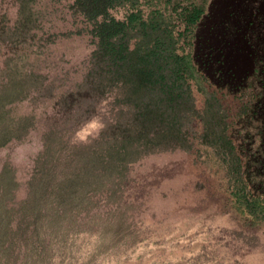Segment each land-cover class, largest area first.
Returning <instances> with one entry per match:
<instances>
[{"label":"rangeland","instance_id":"rangeland-1","mask_svg":"<svg viewBox=\"0 0 264 264\" xmlns=\"http://www.w3.org/2000/svg\"><path fill=\"white\" fill-rule=\"evenodd\" d=\"M245 1L205 0L193 40V62L221 89L219 98L231 136L243 156H248L260 142L264 123L260 113L237 119L240 107L253 105L259 92L252 77L255 54L243 33V22L250 20ZM248 2L262 17L261 25L253 21L248 26L255 33L248 39L264 46V0ZM28 6L30 21L19 31L17 0H0V69L23 66L39 74L43 83L41 91L11 106L14 114L32 115L33 127L23 139L0 147V168L9 166L16 181L7 202L12 223L17 224L16 233L7 240L8 249H0V264H264V224L246 225L232 208L223 166L210 149L195 144L191 153L180 148L149 153L127 165L120 177L104 176L105 184L99 189L85 188L63 219L46 222L41 211L34 222L35 203L21 202L37 168L42 130L52 127L68 144L89 142L113 117L117 92L98 100L94 111L69 131L75 123L54 114L53 104L59 93L82 79L89 66L95 45L91 24L70 8V0H32ZM229 6L236 13L230 23L243 32L229 35L217 24ZM125 11L116 8L111 14L122 18ZM206 43H223L222 53L215 57L243 76L238 92L237 85L219 80L212 65L201 62L199 45ZM247 178L264 192V169L257 173L250 167ZM252 193H258L256 188Z\"/></svg>","mask_w":264,"mask_h":264},{"label":"trees","instance_id":"trees-1","mask_svg":"<svg viewBox=\"0 0 264 264\" xmlns=\"http://www.w3.org/2000/svg\"><path fill=\"white\" fill-rule=\"evenodd\" d=\"M31 1L17 0L15 28L19 31L30 21ZM244 3L250 16L247 23L243 22L244 32L230 23L236 15L231 6L217 24L229 35L243 32L255 54L252 77L259 92L253 105L240 107L237 119L260 113L264 123V46L248 39L255 34L248 26L253 21L261 25L262 17L253 2ZM205 6V0H70V8L91 24L95 45L82 79L71 90L57 95L54 114L75 123L69 128L72 132L74 125L94 111L96 102L112 91L117 92L113 97L117 106L110 121L104 122L87 143L68 144L52 127L42 130L36 158L38 173L35 169L21 202L25 205L30 199L35 203L34 222H38L36 215L41 211L46 222L63 219L73 199L85 188L99 189L105 184L104 176L120 177L127 165L149 153L172 148L191 153L195 144L210 149L223 166L232 208L244 217L246 225L258 228L264 224V192L247 178L250 167L257 173L264 169V125L256 150L243 156L231 136L219 98L221 89L211 84L193 62V40ZM116 8L126 10L122 18L111 14ZM222 46L199 45L197 55L204 65H212L209 67L219 80L237 85L238 92L243 76L215 57L222 53ZM39 78L23 66L1 67L0 147L23 139L33 127L32 115L14 114L11 106L41 91ZM64 105L66 109H62ZM15 188L12 170L3 164L0 249L4 251L8 249L7 240L17 231L7 202ZM254 188L257 194L252 193Z\"/></svg>","mask_w":264,"mask_h":264}]
</instances>
